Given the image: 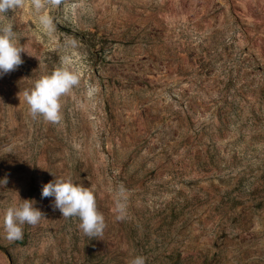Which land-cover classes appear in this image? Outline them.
Here are the masks:
<instances>
[{"label": "rangeland", "instance_id": "rangeland-1", "mask_svg": "<svg viewBox=\"0 0 264 264\" xmlns=\"http://www.w3.org/2000/svg\"><path fill=\"white\" fill-rule=\"evenodd\" d=\"M6 15L25 52L0 76V264H264V0H24ZM58 67L79 84L59 123L33 120L23 92ZM54 178L95 193L102 236L41 198ZM18 196L45 219L9 242Z\"/></svg>", "mask_w": 264, "mask_h": 264}, {"label": "clouds", "instance_id": "clouds-1", "mask_svg": "<svg viewBox=\"0 0 264 264\" xmlns=\"http://www.w3.org/2000/svg\"><path fill=\"white\" fill-rule=\"evenodd\" d=\"M45 3L58 5L60 0H31L38 12ZM24 4V0H0V17L8 18L7 13L16 11ZM39 23L47 30H53L52 18L40 15ZM13 23L0 22V76L17 70L23 64L21 53L23 45L13 30ZM78 74L66 68L58 67L50 74L41 76L34 82L31 89L23 92L28 106V114L33 119L43 118L44 121L57 124L61 121V98L79 84ZM7 183V178L0 180V186ZM54 198L55 209L62 217H75L79 220V229L89 239L102 236L106 228L104 215L98 210L95 193L89 187L74 183L71 178H54L42 185L41 198ZM129 190L120 184L113 190L115 218L123 221L128 212ZM14 206H9L3 215L2 226L5 239L16 242L23 239L24 226H35L45 214L36 208L33 199H20ZM127 264H146L143 255H133Z\"/></svg>", "mask_w": 264, "mask_h": 264}]
</instances>
